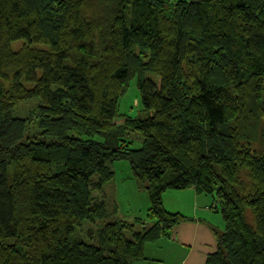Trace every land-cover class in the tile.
<instances>
[{"label":"trees","instance_id":"trees-1","mask_svg":"<svg viewBox=\"0 0 264 264\" xmlns=\"http://www.w3.org/2000/svg\"><path fill=\"white\" fill-rule=\"evenodd\" d=\"M133 77L145 119L117 110ZM120 160L145 219L109 217ZM191 186L224 223L204 264H264V0H0V264H138ZM85 220L97 241L69 243Z\"/></svg>","mask_w":264,"mask_h":264},{"label":"rangeland","instance_id":"rangeland-1","mask_svg":"<svg viewBox=\"0 0 264 264\" xmlns=\"http://www.w3.org/2000/svg\"><path fill=\"white\" fill-rule=\"evenodd\" d=\"M21 45L22 41H17L12 44V48L16 50ZM151 77L153 79L155 78L154 76ZM27 106V104H20V109L15 108L13 110V115L27 118L32 117L26 110ZM117 110L120 115L128 116L133 119H145L153 115L152 110H145L141 104L135 77L127 81L126 87L118 101ZM114 135L117 139L130 141V148L132 149L139 148L142 142V137L130 130H119L116 131ZM91 139L99 143L105 142L103 136H96ZM108 165L111 170L114 171V177L110 182L103 186L102 191L108 203L107 209L110 210L109 217L112 218L113 215L111 209L113 208V205H115V216L121 220L131 221L136 217L145 219L147 209L149 208V196L144 185L133 177L129 162L127 160H120L111 162ZM175 192L180 191L168 190L165 192V196ZM177 199H187V197L181 195ZM163 203L166 205V208L169 209L166 199ZM172 203L178 204L177 201H172ZM216 205L217 208L212 209V213L217 214V218H221L219 213L221 207L217 203ZM101 225L102 223L98 220L95 222L85 220L80 227H76L70 234L69 243L84 242L94 244L97 241L98 230ZM149 245L157 246L158 244L149 243Z\"/></svg>","mask_w":264,"mask_h":264},{"label":"crops","instance_id":"crops-1","mask_svg":"<svg viewBox=\"0 0 264 264\" xmlns=\"http://www.w3.org/2000/svg\"><path fill=\"white\" fill-rule=\"evenodd\" d=\"M177 191L180 192L168 196L164 193L162 199H166L169 209L163 205L169 212L180 213L188 220L173 227L171 236L157 241V246L146 244V260L138 264H204L207 256L216 250L215 230L222 231L224 223L212 213L216 207L214 197L199 194L193 186ZM181 195L187 199H177Z\"/></svg>","mask_w":264,"mask_h":264}]
</instances>
